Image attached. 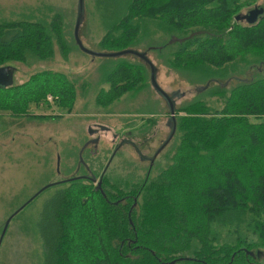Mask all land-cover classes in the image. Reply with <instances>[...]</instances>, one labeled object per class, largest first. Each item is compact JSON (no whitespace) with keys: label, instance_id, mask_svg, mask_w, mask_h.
<instances>
[{"label":"trees","instance_id":"16d2710c","mask_svg":"<svg viewBox=\"0 0 264 264\" xmlns=\"http://www.w3.org/2000/svg\"><path fill=\"white\" fill-rule=\"evenodd\" d=\"M99 1L101 46L118 50L146 42V50L199 88L174 102L164 164L159 151L139 178L129 172L111 179L105 171L97 178L94 169L89 177L60 181L36 222L42 264H262L264 12L243 23L235 15L256 0ZM52 23L0 21V67L30 53L48 55L54 37L67 52L64 30ZM129 54L118 55L107 72L102 93L110 99L99 91L98 104L144 85L149 64ZM48 95L71 111L74 84L62 72L42 70L0 85V108L24 110Z\"/></svg>","mask_w":264,"mask_h":264},{"label":"rangeland","instance_id":"374dc122","mask_svg":"<svg viewBox=\"0 0 264 264\" xmlns=\"http://www.w3.org/2000/svg\"><path fill=\"white\" fill-rule=\"evenodd\" d=\"M254 5L264 6V0H256L240 12ZM102 8L99 0H83L82 4L78 0H0V21L53 22L64 30L68 47L65 52V47L62 49L54 37L48 55L30 53L25 60L10 61L12 73L8 80L21 83L36 72L51 70L64 73L76 92L71 111L48 96V100L40 99L38 103L30 101L26 110L0 108V233L9 215L25 203L6 227L0 243V264H42L36 222L44 201L62 184L60 181L82 173L91 176L94 169L98 170L97 178L103 171L111 179L129 172L139 178L155 149L170 139L172 122L168 103L150 83L148 65V76L138 90L125 92L108 105L96 102L99 91L103 99H110L102 93L109 86L104 78L118 55L91 54L81 49L73 31L80 12L78 34L84 46L95 51H115L99 42L105 32ZM241 21L246 23L245 19ZM146 45L141 41L131 47L147 52L156 66L158 84L175 105L193 97L199 85L165 65L162 56L146 50ZM132 55L129 54V59L138 61ZM212 101L215 106L221 104ZM147 117H153V122L149 124ZM171 144L172 140L162 152L169 151ZM161 150L157 157L164 164ZM78 189L86 195L85 190ZM251 237L256 241L255 236ZM261 251L263 264L264 248Z\"/></svg>","mask_w":264,"mask_h":264},{"label":"water","instance_id":"95a60500","mask_svg":"<svg viewBox=\"0 0 264 264\" xmlns=\"http://www.w3.org/2000/svg\"><path fill=\"white\" fill-rule=\"evenodd\" d=\"M80 4H82V1L83 0H78ZM264 12V7L263 6H258V5H254L252 8L248 9L246 12L242 13V12H239L235 15V18L236 19H245L247 22H254L258 19L259 15L262 14ZM80 12H78L77 14V18H76V21H75V25H74V38L78 44V46L91 53V54H101V55H122V54H125V53H133V54H136L138 55L139 57L143 58L148 64H149V68H150V82L151 84L154 86V88L158 91V93H160L167 101L168 103V107H169V111H170V116H171V119L173 118V124H171V130H170V134L169 136L173 133L174 129H175V118H174V102L172 101V98L168 95V93L162 88L160 87V85L158 84L157 80H156V74H155V70H156V66L154 65V63L152 62V60L150 59V57H148L147 55V52L145 50H136L132 47H126V48H122V49H118V50H115V51H95V50H92V49H88L84 46V44L82 43L80 37H79V34H78V26H79V22H80ZM12 73V68L10 66H2L0 67V85L2 84H6V83H9L11 82L9 79L10 75ZM162 147V145H161ZM159 151H155L154 154L152 155L151 157V162L153 161V158L155 157V155L158 153ZM101 177V176H100ZM99 177L98 179V185L100 184L101 182V178ZM92 178V180H96V176H93V177H90ZM37 194V193H36ZM36 194H34L31 198H33ZM29 199V200H30ZM28 200V201H29ZM26 201V203L28 202ZM25 204V203H24ZM20 205L16 211H14L13 213H11L9 215V217L5 220L4 224H3V227H2V230H1V233H0V243H1V240L3 238V235L5 233V230H6V227L11 219V217L24 205ZM131 221V220H130ZM252 253V251H250ZM258 253V252H257ZM180 258H183V257H180ZM175 260H172L171 262H174Z\"/></svg>","mask_w":264,"mask_h":264},{"label":"flooded vegetation","instance_id":"af4514ba","mask_svg":"<svg viewBox=\"0 0 264 264\" xmlns=\"http://www.w3.org/2000/svg\"><path fill=\"white\" fill-rule=\"evenodd\" d=\"M169 106V105H168ZM167 141H163L156 149L155 151H160L161 149H163V147L166 145ZM162 145V147H161ZM136 148V147H135ZM135 151H139L138 148L135 149ZM154 159V158H153ZM86 175V173H85ZM88 176V175H87ZM89 177V176H88Z\"/></svg>","mask_w":264,"mask_h":264},{"label":"built area","instance_id":"2783aa9c","mask_svg":"<svg viewBox=\"0 0 264 264\" xmlns=\"http://www.w3.org/2000/svg\"><path fill=\"white\" fill-rule=\"evenodd\" d=\"M51 96L50 95H48V98H50Z\"/></svg>","mask_w":264,"mask_h":264}]
</instances>
